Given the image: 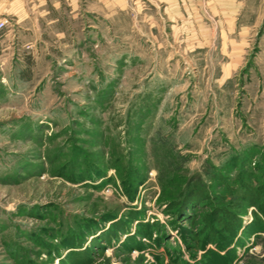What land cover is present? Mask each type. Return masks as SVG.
I'll use <instances>...</instances> for the list:
<instances>
[{"label":"rangeland","instance_id":"1","mask_svg":"<svg viewBox=\"0 0 264 264\" xmlns=\"http://www.w3.org/2000/svg\"><path fill=\"white\" fill-rule=\"evenodd\" d=\"M88 1L71 40L8 43L5 17L0 264H194L213 207L260 214L231 196L241 178L264 202V2ZM190 180L206 195L179 218ZM243 227L229 264H264V232Z\"/></svg>","mask_w":264,"mask_h":264},{"label":"trees","instance_id":"2","mask_svg":"<svg viewBox=\"0 0 264 264\" xmlns=\"http://www.w3.org/2000/svg\"><path fill=\"white\" fill-rule=\"evenodd\" d=\"M164 156V155H163ZM162 156V157H163ZM235 158V157H234ZM230 158L228 161L231 169L234 167H237L236 165V158ZM158 161H162L160 163V167H156L155 169H157L159 172L161 171V169L163 168H170L171 167V162L170 161H165V159H160L157 160ZM236 165V166H235ZM162 172V171H161ZM241 183H242V188L243 190H240V193L238 192H234V190H231V196L233 197L234 200L237 199L238 200H245L248 204V206H257L260 209V214H258L256 216V214L254 213V215L256 217H254L253 221L251 222V225L245 226L243 227V222L242 220H240V213L245 211V208L239 204H234V205H224L223 207L217 206V207H213L214 208V212L208 215V222L215 224L217 220L215 219V216H219L221 214H224V219L221 221L220 226H222L221 230H218L217 228H215V226H209V238L210 236L214 235L213 239L210 238V240H204L203 244H204V253L205 255L203 256V258L201 260L196 261L194 264H229V261H232L235 259V245L233 244V241L237 238V232L238 230H240L242 227L244 228L243 232L248 234L253 232H264V202H261L260 204L257 203L256 201V197H257V193H259V188L258 187H252L251 184L247 183V182H242V178L240 179ZM186 185V183H185ZM175 194L177 195V198L179 199L178 203L175 205L176 208L178 207V216L179 218H183L185 217L186 213L189 212L188 209H193L195 204H197L198 202H201L202 200H204L205 198V193H204V189L202 187H200L197 184V181L195 180H190L187 182V185L185 188H183V190H179L177 191ZM223 200V199H222ZM228 204V203H226ZM231 208H230V207ZM238 210V213L233 212V210ZM240 211V212H239ZM137 218H141V215H137ZM111 218H106V221L108 222ZM229 220V221H228ZM118 224V222H117ZM117 224H114L112 227H117ZM120 224V222H119ZM125 226H127V224H125ZM147 226L145 224V229H147ZM91 230H95V229H91ZM119 230V229H118ZM255 230V231H254ZM92 232V231H91ZM117 231H115L114 234H116ZM121 233V232H120ZM122 233H128V232H122ZM135 234V233H134ZM135 236V235H134ZM245 236V235H244ZM244 236L243 237V241L246 239ZM149 237V236H147ZM135 238H131L130 241L134 242ZM148 239V238H147ZM242 241V243H243ZM76 245L73 246L74 248H80L77 244V242H75ZM214 244V248H208L207 250H205L207 244ZM241 244V242H240ZM140 248L142 249L143 243L139 242ZM202 249V250H203ZM74 251V250H73ZM161 255L156 254V257H159ZM184 264H188L187 262Z\"/></svg>","mask_w":264,"mask_h":264},{"label":"crops","instance_id":"3","mask_svg":"<svg viewBox=\"0 0 264 264\" xmlns=\"http://www.w3.org/2000/svg\"><path fill=\"white\" fill-rule=\"evenodd\" d=\"M103 1L89 0L88 2L102 5ZM112 1L116 0H110V2ZM263 2L264 0H262ZM87 6V0H0V18L8 17L13 21L14 29L12 31L14 33H12L11 39L8 38V43L11 42V44L19 40L20 31H38L40 35L41 31L57 30L56 35L71 40L73 38L72 29L83 34L82 22H87ZM6 29L0 33V37ZM262 29L261 39L264 42V26ZM1 46H3V42ZM6 49L8 47H1L2 56H5Z\"/></svg>","mask_w":264,"mask_h":264},{"label":"built area","instance_id":"4","mask_svg":"<svg viewBox=\"0 0 264 264\" xmlns=\"http://www.w3.org/2000/svg\"><path fill=\"white\" fill-rule=\"evenodd\" d=\"M9 21L7 18H0V33L5 30V28L7 27Z\"/></svg>","mask_w":264,"mask_h":264}]
</instances>
